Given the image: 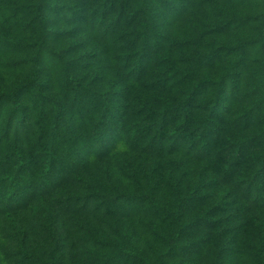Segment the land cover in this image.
<instances>
[{"label":"rangeland","instance_id":"374dc122","mask_svg":"<svg viewBox=\"0 0 264 264\" xmlns=\"http://www.w3.org/2000/svg\"><path fill=\"white\" fill-rule=\"evenodd\" d=\"M78 1L0 0V177L17 172L20 157L33 167V179L39 182L40 175L35 171L46 170L48 153L53 150L57 151L52 159L57 167L63 168L66 163L67 166L78 164L74 175L63 173L60 177L61 174L55 173V192L68 202L64 204L65 207H56L53 231L49 230V223L42 219L44 213L41 208L37 211V214H41L39 219L31 216L30 212L22 211L15 214L14 220H9L1 212L0 204V264H48L49 258H54L51 259L53 264H264L263 249L260 251L262 255L258 251L250 254L251 246L260 234L258 226H264V207L260 209L258 205L257 211L249 200L232 205V214V211L228 215L225 213L228 222L223 226L234 234L225 236L221 241L222 247L215 241V231H203L191 224L197 216L203 217V222L213 218L209 205H186L179 212L184 225V236L179 245L186 248L185 244L190 240L203 238L197 249L182 252L187 255L182 262L173 252L174 249L168 250L167 242L177 229V224L171 216L163 215L162 207L175 213L177 202L173 196L161 193L156 194L152 204L143 199V194H148V183L145 171L134 167V161L139 157L131 141L134 139L133 131H126L119 142H112V136L107 133L109 130L104 129L94 140L97 133L94 127L110 116H116L110 106L116 103L118 95L112 98L106 91L119 90L122 86L129 94L127 100L132 103L134 100L131 101L130 97L139 91L141 80L134 78L138 81L135 82L129 74L126 75L125 69L118 68L121 62L112 61V43L96 36L101 27L87 21L93 17L104 20L107 14L89 8L86 20L84 5L79 7ZM220 1L222 4H235V13L243 12L241 4L260 8L263 2ZM87 3L89 7L90 0ZM248 9L253 10L252 7ZM241 16L247 18L249 15L243 12ZM107 21L111 19L102 22L106 24ZM180 22L181 18L178 20ZM258 22L257 19L249 20L248 25L257 27ZM253 34L261 42L257 29ZM72 46L76 48V53L73 48L71 50ZM65 50L67 53L72 51V54H67ZM77 50L98 53L99 69L109 80L107 86L105 83L95 90L94 83L89 86L82 78L79 89L63 78V64L68 63L74 74L75 60L83 59V54ZM251 56L249 54L247 58ZM36 57H39L41 65L39 88L30 80ZM175 58L171 57L172 61ZM258 62L253 67L264 71V61L258 59ZM191 64L181 65L179 72H187L189 79L197 72L201 84L206 77L211 80L217 72V67L207 66L196 71L197 65ZM261 77L264 82V74ZM46 97L53 101L49 102ZM251 104V108L261 106V113H264V90L257 92ZM114 129L118 130L117 127ZM107 136H111L110 143ZM192 152L185 149L173 156L188 168L190 175L197 168L189 157ZM32 160L34 163L30 162ZM165 165L161 160L159 168L153 172L157 182L155 185L162 182L160 176L166 173ZM134 168L135 174H132ZM185 179L189 183L188 175ZM138 191L141 196L137 195ZM240 196L241 193H238ZM31 198L41 207L37 194H32ZM48 203H54V198L52 200L50 197ZM21 215H27L26 219L31 222L27 229L28 253L32 256L29 259L21 255L16 243L17 227L23 223ZM53 247L57 248L54 257L49 253ZM133 255L141 262L134 261ZM196 256L199 261H192V257Z\"/></svg>","mask_w":264,"mask_h":264},{"label":"trees","instance_id":"16d2710c","mask_svg":"<svg viewBox=\"0 0 264 264\" xmlns=\"http://www.w3.org/2000/svg\"><path fill=\"white\" fill-rule=\"evenodd\" d=\"M90 2L88 7L87 0H79L78 6L84 5L85 19L89 8L107 14L104 20L93 16L86 20L95 27H101L96 36L112 43V61L121 62L118 68L125 69L126 75L129 74L133 80H141L139 91L130 97L131 101L134 100L132 103L127 100L129 94L122 86L119 90L106 91L112 98L118 95L116 103L110 106L116 113V119L110 116L102 124H97L94 127V131H97L94 140L99 138L104 129L109 130L107 133L112 136V142H119L126 131H133L134 139L131 141L139 157L134 161V167L145 171L148 183V194H143V199L152 204L156 194L161 193L173 196L177 202L175 213L165 207H162V213L166 217L171 216L177 224L167 247L168 250L174 249L181 262L187 257L182 252L197 249L203 238L190 240L185 244L186 248L179 245L184 236L179 212L186 205H209L213 218L203 222L204 218L197 216L191 224L203 231H215V241L222 247L221 241L225 236L234 234L223 226L228 222L224 216L231 211L233 213L232 205L237 206L241 200H249L255 208L258 205L260 209L264 207V113L259 107L261 101L251 108V101L256 99L257 92L264 90L261 77L264 71L253 67L259 63L258 59L264 61V0L260 8L256 5H240L242 11L249 15L247 18L241 16L243 12H234L235 4L228 1V4H222L220 0ZM250 7L253 10H249ZM108 19L111 21L104 24ZM256 19L259 20L257 27L248 25L249 20ZM256 29L261 42L253 34ZM77 51L83 54V59L75 60L74 74L68 63L63 64V78L79 89L82 78L86 79L89 86L94 83L95 90L105 83L107 86L109 80L99 69L98 53L93 50ZM73 52L76 53L75 47ZM67 54H72V51ZM249 54L251 58H247ZM173 56H176L174 61L171 59ZM189 63L197 65L196 71L207 66L217 67V72L212 81L206 77L201 84L197 72L190 79L187 72H179L181 65ZM40 69L39 57H36L30 80L37 88L41 87ZM45 99L53 101L49 97ZM127 118H131L130 121H126ZM111 136H107V141ZM185 149L193 151L189 157L197 165L191 175L180 160L173 158L176 152ZM56 154V150L48 153L45 171H35L40 175L39 182L33 179V167L20 157L18 171L5 178L0 177V184L3 182L0 187L1 212L7 219L14 220L15 214L22 211L30 212L31 216L39 219L41 214H37V211L41 208L44 213L42 219L49 223V230L53 231L56 207H65L64 204L68 202L55 192V173L61 174L60 177L63 173L74 175L78 165L72 163L67 166L66 163L65 167L59 168L52 161ZM33 160L35 162L36 158ZM33 160L30 162L34 163ZM161 160L166 163V173L160 176L162 182L155 185L157 182L153 172L157 171ZM22 168L23 171H20ZM135 168L132 174H135ZM187 175L189 183L185 179ZM186 193L188 196L185 197ZM238 193H241L240 197ZM32 194H37L41 207L32 200ZM137 195H140L139 191ZM50 197L52 200L54 198V203H48ZM212 202L214 204H210ZM153 211L157 212L154 208ZM20 217L23 223L16 231L17 248L24 258L29 259L32 256L28 253L27 229L31 222L26 219L27 215ZM258 228L260 234L251 246L252 255L257 251L262 255L260 251L264 250V226ZM56 249L53 247L49 252L51 256L57 253L54 252ZM177 249L183 250L180 253ZM256 256L258 258V254ZM192 258V261H199L197 256ZM51 259L54 258H49L48 264H53ZM133 259L141 262L135 255Z\"/></svg>","mask_w":264,"mask_h":264}]
</instances>
